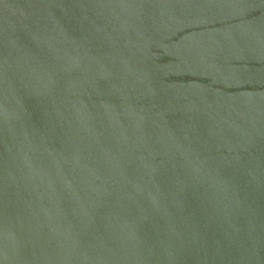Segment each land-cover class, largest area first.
<instances>
[{
    "label": "water",
    "instance_id": "1",
    "mask_svg": "<svg viewBox=\"0 0 264 264\" xmlns=\"http://www.w3.org/2000/svg\"><path fill=\"white\" fill-rule=\"evenodd\" d=\"M0 264H264V0H0Z\"/></svg>",
    "mask_w": 264,
    "mask_h": 264
}]
</instances>
